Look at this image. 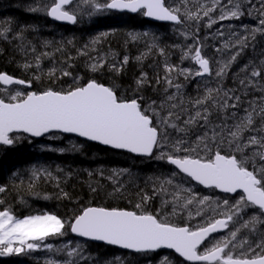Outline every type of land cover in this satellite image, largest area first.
<instances>
[{
  "label": "trees",
  "instance_id": "trees-1",
  "mask_svg": "<svg viewBox=\"0 0 264 264\" xmlns=\"http://www.w3.org/2000/svg\"><path fill=\"white\" fill-rule=\"evenodd\" d=\"M225 1H229V5L240 4L244 14L233 21L241 28L243 33L241 39L248 36L245 41L246 46H239L242 50L241 55L236 57L232 66L247 57L248 60L252 59L249 62H254L255 68H264L262 63L264 32L252 33V29L261 27L260 13L264 12L261 0H251V3L248 0H231V2L222 0V4ZM211 2L212 0H188V7L195 11L198 4L202 3L210 7ZM172 3L184 10L183 0H166V4L171 6ZM50 4L51 0H0V33H2L0 34V72L32 82L30 90L25 87H13L9 91L21 89L20 91L25 93L41 92L49 87L55 90H68L77 83L84 85L89 80H96L100 84L113 87L121 98L142 97L143 99L140 100L142 107L146 108L155 101L152 106L157 109L161 117H166L172 112L174 114L172 120L178 127L188 129L186 133H181L176 129L166 128V142L173 143L180 137L201 136L215 125L231 127L246 115V109L251 110L253 103L257 106V111L260 106H264V91L260 90L264 87V74L262 78H256L255 87L249 86L247 79L243 78L244 87L238 83L241 75L237 77L235 83L231 73L220 84L227 88L233 97H240L239 101H229L236 103V108L221 110L219 107H212L211 102L206 105H195L197 99L207 95L209 88L214 90L213 96L218 101L220 99L219 93L215 91L217 89L215 83H204L198 77L186 73L181 75L178 72L179 69L189 67L188 59H182L183 53L189 47L203 48L198 39L200 35L210 34V30L206 29L207 18L197 23L182 16L183 23L177 26L159 25L146 21L141 13L129 16L108 10L95 12L87 5L80 4L79 10H76L77 22L73 26H60L51 22L43 10ZM31 8L41 10L33 12L30 11ZM210 15L215 16V13ZM5 28L9 30L3 32ZM191 39L193 42H190ZM207 54L212 60V54ZM125 56L128 57L126 64L123 63ZM37 57L40 58L39 70L35 67ZM138 57L140 59H137ZM25 63L33 67L25 69L23 67ZM94 64L103 66L93 70ZM112 65L116 67L113 68ZM166 65L175 66L177 71L169 74ZM52 69L55 70V76L50 77L48 72ZM63 71L69 72L70 75L63 76ZM36 76L41 77L36 79ZM166 76L171 77L172 86L167 84ZM141 79H144L145 83L138 86L137 81ZM249 79L255 80L252 77ZM177 84L181 86L179 89L175 87ZM169 96H173L174 99L169 100ZM0 97L7 99V93L0 92ZM220 102L222 103L223 100ZM173 104L177 106L171 107ZM205 107L211 112L209 124H205L202 120L192 126L184 124V121L194 116L197 110L203 111ZM149 115L152 113L149 112ZM259 124L260 118L256 117L255 126ZM51 136L59 138L51 139ZM14 137L19 138L11 147L0 146V186L6 188L4 193H0V199L4 201L0 204V209L10 207L20 218L49 212L67 220L89 206L134 211L137 210L136 203L141 202V197L147 194L152 198L143 204L146 211L155 213L159 210L161 218L167 215L169 222L195 229L210 217L222 218L219 213L227 209L222 210L223 207L218 203L222 204L224 199H228L229 203L233 204L238 199L219 195L213 190H203L188 178L178 174L166 160L155 159V156L162 152L166 142L163 147L155 149L151 158H141L81 141L72 136L51 134L39 141L24 135H14ZM61 149L63 151H60ZM169 150L172 152V148ZM223 151L227 152L226 146ZM33 168L47 169L57 179L41 177L36 180L32 175ZM167 179H172L173 184H165L164 188L167 191L160 192L161 182ZM31 184L35 187L30 188ZM177 184H184L198 196L210 197L208 205L212 202L213 208H203L202 215H195L198 207L190 206L192 218H189L187 211L177 212L174 217H170L172 206L168 204L162 208V201L172 199ZM117 188L120 191H116ZM63 193H67V196ZM45 195L49 198L44 199ZM254 213L258 212L253 208H247L234 219L246 221ZM205 214H209L206 219ZM244 231L255 243L264 236V225H257L255 233L247 229ZM45 243L52 244L53 250L43 248L19 256L0 257V264L64 262L72 259L66 254L67 247L75 248L77 245L81 246L82 256L74 258L76 264H158L160 259L165 257L171 264H184L169 252L126 253L101 244L78 241L69 231L62 237H50ZM259 251L260 249H257V252Z\"/></svg>",
  "mask_w": 264,
  "mask_h": 264
},
{
  "label": "snow or ice",
  "instance_id": "snow-or-ice-1",
  "mask_svg": "<svg viewBox=\"0 0 264 264\" xmlns=\"http://www.w3.org/2000/svg\"><path fill=\"white\" fill-rule=\"evenodd\" d=\"M75 2L77 7L84 4L95 12L105 10L139 12L145 17L158 21H171L175 24L183 23L182 16L188 20H195L197 23L207 18L208 27L219 21L239 19L244 14L239 3L232 4L230 7L221 6L222 0H212L210 7L200 3L195 11L188 7V0H183V11L179 6L166 4V0H75ZM248 2L251 3V0ZM73 3L74 0H51V4L46 5L43 10L54 20L75 24L76 10L68 8ZM261 7L264 8V0H261ZM217 8H220V15L218 18H213L210 14ZM40 10L30 9L33 12ZM260 15L261 27L252 29V33L264 32V12ZM8 30L5 28L3 32ZM218 34L224 35L219 30ZM247 39L248 36H244L234 43L225 42L223 47L246 46ZM44 55L48 54L44 53ZM238 55L239 52H236L227 62L222 63L215 71V76L223 78ZM182 59H191L198 65V69L194 72L195 76L213 75L210 60L202 55L200 47H189L183 53ZM39 60L40 58L37 57L35 67L38 70L40 69ZM127 62L128 57L125 56L123 63ZM102 66V64H94L92 68L96 70L97 67ZM23 67L28 69L33 66L25 63ZM112 67L116 66L112 65ZM165 67L169 74L177 71L175 66L166 65ZM178 71L184 75L186 70ZM244 71H247V68ZM262 74H264V68L254 67L250 76L262 78ZM48 75L55 76V70H49ZM62 75L69 76L70 73L63 71ZM165 80L169 86H172L170 76H166ZM144 83V79L137 81L138 86ZM240 83L244 84V80ZM0 85L4 86L0 88V92L7 93V99L0 97V145H13L19 138L14 137V133H23L30 137L64 133L74 134L112 149L152 157L154 149L163 147L166 142V128H173L181 133L188 131L187 128L178 127L172 120L174 115L172 112H169L166 117H161L157 109L152 106L155 101L146 108L142 107L140 103L142 97L121 98L113 87L100 84L96 80H89L84 85L77 83L68 90H55L49 87L41 92L25 93L20 90L9 91V88L12 85L30 88L32 86L30 80L17 79L0 72ZM248 85L255 87L256 81L248 79ZM175 87L179 89L181 86L177 84ZM260 90L264 91V87ZM213 91L211 88L207 89V95L197 99L195 105H206L211 102L212 107H219L221 110L237 107L236 103H229V101H239V96H229L228 92H224L225 99L221 103L213 96ZM215 91L219 93L221 90ZM168 99L172 100L174 97L169 96ZM176 106L171 105L173 108ZM245 111L246 115L231 127L215 125L210 131L197 136L195 143L187 147L184 146L187 143L185 139H177L171 145L172 152H161L155 156L157 160H166L168 164L175 166L179 173H183L205 188L217 189L228 194L241 193L233 204H230L228 199L222 201L227 209L219 213L222 219L210 217L195 229L179 226L169 222L167 215L161 218L159 210L155 213L146 211L143 204L152 198L147 194L141 197V202L136 203L137 210L134 211L89 206L67 220L49 212L30 214L20 218L10 207H5L0 209V257L19 256L26 252L40 250L42 247L52 251L53 245L45 243L48 238L62 237L70 231L86 240L102 241L137 253L171 249L189 264H264V236L255 243L250 242L247 236H239L241 229L255 233L257 225L264 224V106H260L257 111V106L253 103L251 110ZM149 112L152 115H149ZM210 115L211 112L205 107L203 111L197 110L194 116L184 121V124L192 126L200 120L209 124ZM256 117L260 118L258 126H255ZM177 119H179L178 116ZM253 132L261 134L248 135L245 139V133ZM50 138L58 139L59 137L51 136ZM225 146L227 152L223 151ZM32 175L36 180L41 177L57 179L43 168H33ZM165 184L172 185L173 180L162 181L160 192L167 191L164 188ZM34 187V184L30 185V188ZM176 188L170 201H162V208L171 204L173 215L187 211L189 218H192L190 206L196 204L199 207L195 215H202L203 207L208 204L210 197H199L191 188L180 185ZM5 191L6 188L0 186V193ZM116 191L120 189L117 188ZM34 195L40 194L34 193ZM63 195L67 196V193ZM43 198L49 197L45 195ZM3 203L4 201L0 199V204ZM247 208L257 209L258 213H254L239 228L229 230V225L235 223L234 218L239 217L240 213ZM221 231L227 232V235L209 240L213 233ZM206 240H209V243L202 249L201 245H204ZM257 249L260 251L257 252ZM66 254L72 259L64 262L49 261L48 264H76L74 258L82 256L81 246L67 247ZM162 264H171V262L165 257Z\"/></svg>",
  "mask_w": 264,
  "mask_h": 264
},
{
  "label": "rangeland",
  "instance_id": "rangeland-1",
  "mask_svg": "<svg viewBox=\"0 0 264 264\" xmlns=\"http://www.w3.org/2000/svg\"><path fill=\"white\" fill-rule=\"evenodd\" d=\"M230 5H229V1H225L221 6H228V7H230ZM171 6H178V5L172 3ZM72 9L79 10V7H77L76 6V3H75L73 5ZM225 10H227V9H225ZM213 13H215V16L213 15L212 17L213 18H218V16L220 15V8H217V10L215 12H213ZM206 29L210 30V32H209L210 34L204 35V36L203 35L202 36L200 35V39H198V42L201 43V45L203 46V48H201V52H202V55L203 56L206 57V55H208L207 53H211L212 54V60L209 57V55L206 58H208L210 60V65H211V68H212V71H213V75L212 76L206 75L204 77H202V76H195L194 75V72H195V70L198 69V65H196L191 59H188V61H189V67L184 68V70H186L185 71L186 74H188L189 72L193 73V74H191L192 77H198L199 79L203 80L204 83H211V82L215 83V85H214L215 88L221 90L219 92V96H220L219 101H221V100H224L225 99V97L223 95L224 92H228V95L229 96H233V95H231L230 92L227 90V88H225L222 84H220V82L222 80L224 81L225 78L229 75V73H231L232 74L233 81H237L236 80L237 77H239V75H241L240 78H239V80H238V83L241 86H244L245 84H241L240 81L243 78L247 79V81H248V79L251 77L250 76V73H251L252 68L254 67L253 66L254 65V62H249L252 59L249 58V60H248L247 57H244L243 58L244 60L242 59V62H239V64H236L234 67L232 66V63H231L230 64V67L227 70L226 75L223 78L216 77L215 76V71L222 65V63L227 62L230 59V57L233 54H235L236 52H239V54L242 52V50L239 48V46L230 47V48H224L223 45L225 44V42L234 43L235 41L241 39V36H242L243 33L241 31L240 26L238 24H236L233 21V19H231V20H225V21H219L218 23L213 24L211 27L206 26ZM218 30L219 31H222L224 33V35L223 36L219 35L218 34ZM209 37H211V38H209ZM190 42H193V40L191 39ZM217 49H220V51H217ZM205 52H207V53H205ZM192 54H194V53H192ZM245 68H247V71H244ZM242 72H243V75H242ZM255 81H256V78H255ZM248 135H252V134H250V133H247V135L245 134V136H246L245 139L247 138ZM181 138L182 137H180L178 139H181ZM196 138H197V136L192 137V138L191 137H183V139H185L187 141V143L184 146L187 147L188 145H190L192 143L194 144L195 141H196ZM172 144H173L172 141L166 142L165 146L166 145H169V146H166V147L164 146L163 149H162V152H169V151H171V150H169V148H171V145ZM177 185H180V186H182L184 188H187L184 184H177ZM184 195H187V193H184ZM199 197H202V196H199ZM218 205L220 207H223L222 210H225L224 209L225 207L223 206V204L218 203ZM192 206L193 207H199L196 204H194ZM213 206L214 205H212V202H211L210 205L207 204L203 208H206L207 207V209H209L210 207L213 208ZM171 209H172V207H171ZM211 210L213 211V209H211ZM169 216L170 217H174V215L171 214V213L169 214ZM208 216H209V214H205V216H204L205 219L208 218ZM240 226H241V222L238 221L236 223L235 228H239ZM244 230H246V229H241L240 234L245 235V231ZM222 237H224V236H222ZM240 237H242V236H240ZM41 249H43V247ZM44 249H46V248H44ZM163 259L164 258H161L158 264H162Z\"/></svg>",
  "mask_w": 264,
  "mask_h": 264
},
{
  "label": "water",
  "instance_id": "water-1",
  "mask_svg": "<svg viewBox=\"0 0 264 264\" xmlns=\"http://www.w3.org/2000/svg\"><path fill=\"white\" fill-rule=\"evenodd\" d=\"M74 2H75V0H74ZM69 6H70V5H69ZM69 6H68V7H69ZM108 11H112V12H116V13H120V14H129V15H136V14H137V13H131V12H127V11H123V12H121V11H116V10H108ZM48 18H49L52 22L57 23V24H59V25H61V26H73V25H74V24H70V23H67V22H62V21L54 20V19H52V18L49 17V16H48ZM144 18H145L147 21H150V22H152V23L166 24V25H177V24H175V23H173V22H171V21H158V20H154V19H152V18L145 17V16H144ZM19 86H22V85H19ZM3 87H4V86H3ZM10 87H11V86H10ZM14 134H23V133H14ZM50 134H51V133H50ZM60 134H63V135H66V136H73V137H76V138H78V139H80V140H83V141H86V142H89V143H92V144H97V145H99V146H101V147H103V148H108V149H111V150H114V151H119V152L128 153V152H126V151H124V150L112 149V148L109 147V146L101 145V144H99L98 142L88 141V140H86L85 138L78 137V136H76V135H74V134H64V133H60ZM23 135L28 136L27 134H23ZM47 135H49V134H47ZM47 135H46V136H47ZM28 137H30V136H28ZM44 137H45V136H44ZM30 138L35 139V140H40V139H42L43 137H30ZM2 146H6V145H2ZM6 147H10V146H6ZM154 151H155V149H154ZM128 154H130V155H132V156H134V157H141V158L145 157V158H150V157H148V156H138V155H136V154H132V153H128ZM169 165H170V164H169ZM170 166H172L174 169H176L175 166H173V165H170ZM176 170H177L178 173H179V170H178V169H176ZM180 174L184 175L183 173H180ZM184 176H185V175H184ZM191 181H192V180H191ZM192 182H193L194 184L200 186V187L203 188V189H209V188H205V187L202 186V185L197 184L195 181H192ZM215 190H216L218 193H220V194H227V195H235V194L239 193V192H237V193H235V194H228V193L220 192V191L217 190V189H215ZM223 233H225V232H224V231H221V232L213 233L209 238H211V237L214 236V235H219V234H223ZM70 234H71L72 237H74V238H77V239H80V240H84V241H87V242H91V243H94V244H102V245H105V246H110V247L116 248L117 250H120V251H123V252L137 253V252H134V251H131V250H127V249L119 248L118 246L108 245V244H106V243H104V242H102V241H90V240H86L85 238L78 237V236L72 234L71 232H70ZM206 241H207V240H206ZM206 241H205V242H206ZM205 242H204V243H205ZM201 246H202V245H201ZM160 250H164V251H167V252H171V253L175 254L178 258H180L181 260H183L182 257H179L178 254H176V253H175L173 250H171V249H160ZM157 251H158V250H157ZM184 262L189 264V262H187V261H184Z\"/></svg>",
  "mask_w": 264,
  "mask_h": 264
},
{
  "label": "flooded vegetation",
  "instance_id": "flooded-vegetation-1",
  "mask_svg": "<svg viewBox=\"0 0 264 264\" xmlns=\"http://www.w3.org/2000/svg\"><path fill=\"white\" fill-rule=\"evenodd\" d=\"M239 195H240V194H239ZM241 224H242V222H241ZM260 225H264V224H259V226H260ZM235 226H236V225H235L234 223H233V224H230V225H229V230H234ZM239 235L242 236V237H243V236L245 237V236H246V233H245V235H242V234L239 233ZM248 239L250 240V242H253V239H252V238H248Z\"/></svg>",
  "mask_w": 264,
  "mask_h": 264
},
{
  "label": "bare ground",
  "instance_id": "bare-ground-1",
  "mask_svg": "<svg viewBox=\"0 0 264 264\" xmlns=\"http://www.w3.org/2000/svg\"><path fill=\"white\" fill-rule=\"evenodd\" d=\"M21 2H22V1H21ZM19 4H20V3H19ZM21 5H22V4H21ZM21 5H20V6H21ZM205 37H206V36H205ZM18 38H19V37H18ZM83 40H84V39H83ZM78 42H79V41H78ZM80 42H81V41H80ZM86 45H87V43H86ZM240 55H241V54H240ZM21 59H22V58H21ZM242 59H243V58H242ZM242 59H241V60H242ZM245 59H246V58H245ZM17 60H18V59H17ZM241 60H240V61H241ZM243 60H244V59H243ZM11 61H12V60H11ZM22 61H23V60H22ZM246 61H247V60H246ZM15 62H16V61H15ZM22 63H23V62H22ZM28 63H29V62H28ZM18 64H19V63H18ZM16 69H17V68H16ZM18 70H19V69H18ZM25 73H26V72H25ZM32 73H33V72H32ZM36 73H37V72H36ZM29 74H31V73H29ZM24 75H25V74H24ZM37 75H38V74H37ZM242 75H243V74H242ZM41 76H43V75H41ZM41 76H40V77H41ZM41 79H42V78H41ZM235 83H236V81H235ZM42 84H43V83H42ZM233 84H234V83H233ZM237 84H238V83H237ZM43 87H44V86H43ZM244 87H245V86H244ZM41 88H42V87H41ZM16 89H17V88H16ZM241 89H242V87H241ZM18 90H19V89H18ZM20 90H21V89H20ZM242 90H243V89H242ZM242 92H243V91H242ZM2 94H3V93H2ZM241 95H242V94H241ZM150 205H151V204H150ZM159 207H160V206H159ZM164 211H165V210H164ZM162 212H163V211H162ZM163 213H164V212H163Z\"/></svg>",
  "mask_w": 264,
  "mask_h": 264
}]
</instances>
